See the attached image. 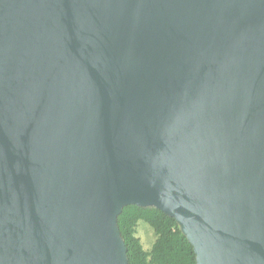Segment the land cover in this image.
<instances>
[{
  "label": "water",
  "instance_id": "water-1",
  "mask_svg": "<svg viewBox=\"0 0 264 264\" xmlns=\"http://www.w3.org/2000/svg\"><path fill=\"white\" fill-rule=\"evenodd\" d=\"M131 204L264 264V0H0V264H129Z\"/></svg>",
  "mask_w": 264,
  "mask_h": 264
},
{
  "label": "trees",
  "instance_id": "trees-1",
  "mask_svg": "<svg viewBox=\"0 0 264 264\" xmlns=\"http://www.w3.org/2000/svg\"><path fill=\"white\" fill-rule=\"evenodd\" d=\"M141 220L156 234L150 249L144 247L137 234ZM118 222L128 247L129 264H197L192 244L176 220L162 210L131 204L123 208Z\"/></svg>",
  "mask_w": 264,
  "mask_h": 264
},
{
  "label": "rangeland",
  "instance_id": "rangeland-1",
  "mask_svg": "<svg viewBox=\"0 0 264 264\" xmlns=\"http://www.w3.org/2000/svg\"><path fill=\"white\" fill-rule=\"evenodd\" d=\"M138 236L141 238L145 248L150 249L156 238L154 229L144 220H141L137 230Z\"/></svg>",
  "mask_w": 264,
  "mask_h": 264
}]
</instances>
